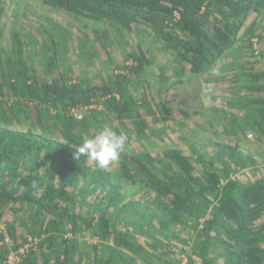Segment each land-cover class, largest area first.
Listing matches in <instances>:
<instances>
[{
    "label": "trees",
    "instance_id": "16d2710c",
    "mask_svg": "<svg viewBox=\"0 0 264 264\" xmlns=\"http://www.w3.org/2000/svg\"><path fill=\"white\" fill-rule=\"evenodd\" d=\"M40 2L67 24H0V264H264V0ZM196 78L214 105L163 99ZM102 125L129 138L106 169L74 157Z\"/></svg>",
    "mask_w": 264,
    "mask_h": 264
},
{
    "label": "rangeland",
    "instance_id": "374dc122",
    "mask_svg": "<svg viewBox=\"0 0 264 264\" xmlns=\"http://www.w3.org/2000/svg\"><path fill=\"white\" fill-rule=\"evenodd\" d=\"M30 7V9H24V7ZM16 8H19V10H15ZM49 14L52 15L54 19H56L59 22H62L63 24H67V18L63 15L57 14V13H53L49 12L48 9L41 4L40 0H11L10 1H6L5 3V8L4 11L1 15L0 18V24L3 27V34L8 35V30L12 27V25L14 24V19L17 20H23L28 22L30 21H35L37 19V16L40 15H45V14ZM32 14V16H31ZM89 27L91 28H96V29H100V25H97L95 23H88ZM128 36L127 40L128 42L132 43L133 45L139 44L141 45V47L146 50H150V47L153 46L154 48H157V45L155 43L151 44L150 39L148 38V36H146L145 34H143L142 32H137L135 30L130 31L127 33L126 37ZM125 37V38H126ZM125 38H123L124 40H126ZM114 40L113 41L115 43H118V45L116 46V44H110L108 50L110 51L111 56L113 58V60L115 62H118L120 60L119 58V53L121 52V48L120 45L124 43V41L118 37V36H114L113 37ZM121 42V44H120ZM254 48L257 49V46L259 45V43H261V41H257L254 40ZM120 44V45H119ZM124 46V45H121ZM264 48V44L262 46ZM153 48V49H154ZM260 49V48H259ZM154 56V66L156 67L158 64L162 63L164 60L165 55H153ZM103 55L101 56V59L99 58L96 62L93 63V65H89L86 66V64L84 63L83 60L79 59V58H72V60H69L72 62V65L74 66L75 69V74L76 76L80 77L82 74L83 76H86L85 73H87L88 77L89 76H93L96 77L98 72L100 71V69L103 68V59H102ZM257 59L260 61V63H256L255 65H264V59H262V57L260 58L259 56H257ZM70 63V62H69ZM71 64V63H70ZM97 80V79H96ZM203 87V82L201 79L196 78L193 81H190L188 83H181L178 82L176 84H174L172 87L169 88L168 92L165 93L163 95V99L165 101H167L170 105L178 108V109H182V110H203L206 107H210L212 105H214V103H212L211 101H203L202 100V94L204 92ZM216 87H220V86H216ZM85 109L82 110H78L77 113L78 115L83 114ZM208 115H211V113L209 112ZM194 122L196 120H200V117H195L194 118ZM201 123V122H200ZM206 127V126H205ZM197 133L200 135V137H203L205 135H207L206 133H204L205 131L200 129H196ZM188 132V131H187ZM173 141L176 142V138L172 137ZM172 141H170L171 143ZM255 143L254 138L253 137H247L246 138V143L241 144V147L243 150H245L246 148L249 149H254L252 148V144ZM168 144V141H167ZM264 147V144L262 145ZM184 149H186V147H184ZM247 172V171H246ZM246 175L248 177H251L250 174L246 173ZM0 229L3 230L4 227L3 225H0ZM85 241L87 243H95L96 240L93 237H86L84 238ZM191 242V241H190ZM190 244V243H189ZM183 263L185 264V258L183 257Z\"/></svg>",
    "mask_w": 264,
    "mask_h": 264
},
{
    "label": "clouds",
    "instance_id": "9594fccd",
    "mask_svg": "<svg viewBox=\"0 0 264 264\" xmlns=\"http://www.w3.org/2000/svg\"><path fill=\"white\" fill-rule=\"evenodd\" d=\"M128 139L125 133H117L111 127L102 125L94 135L85 137L79 143L74 157L78 159L80 155L86 154L99 168L106 169L119 161L127 149Z\"/></svg>",
    "mask_w": 264,
    "mask_h": 264
},
{
    "label": "built area",
    "instance_id": "2783aa9c",
    "mask_svg": "<svg viewBox=\"0 0 264 264\" xmlns=\"http://www.w3.org/2000/svg\"><path fill=\"white\" fill-rule=\"evenodd\" d=\"M75 115H76L78 118H80V115H78L77 111L75 112ZM5 240L7 241L8 239L5 238ZM23 252H24L23 249H21V250L19 251L20 254H23ZM19 261H20L19 256H18L16 253H14V252L9 253V255H8L7 258H6V263H7V264H16V263H18Z\"/></svg>",
    "mask_w": 264,
    "mask_h": 264
}]
</instances>
